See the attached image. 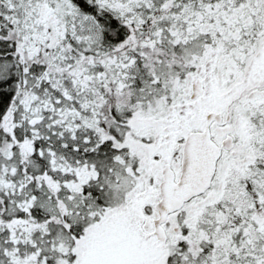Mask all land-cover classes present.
Masks as SVG:
<instances>
[{"label":"snow or ice","instance_id":"snow-or-ice-1","mask_svg":"<svg viewBox=\"0 0 264 264\" xmlns=\"http://www.w3.org/2000/svg\"><path fill=\"white\" fill-rule=\"evenodd\" d=\"M0 264H264V0H0Z\"/></svg>","mask_w":264,"mask_h":264}]
</instances>
